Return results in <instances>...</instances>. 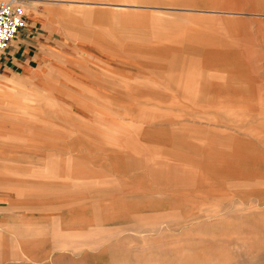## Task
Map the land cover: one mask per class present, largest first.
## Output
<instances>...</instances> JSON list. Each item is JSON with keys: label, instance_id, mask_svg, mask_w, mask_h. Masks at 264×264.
Wrapping results in <instances>:
<instances>
[{"label": "crops", "instance_id": "0c3cea01", "mask_svg": "<svg viewBox=\"0 0 264 264\" xmlns=\"http://www.w3.org/2000/svg\"><path fill=\"white\" fill-rule=\"evenodd\" d=\"M22 1L27 8L24 25L0 51V75L41 83L38 80L51 78L54 70L61 69L70 77L68 59L64 55L73 49L82 51L78 46L95 45V36L90 42L80 31L86 33V27L73 29L65 22L71 18L56 11L50 2ZM226 4L230 8L227 14L231 30L218 24L210 26L209 22L201 24L199 29H179V25L172 22L167 36L173 39L171 43H179L183 51L185 46L205 45L216 47L212 50L221 54L228 43L236 45L237 62L245 60V63H236L233 69V76L238 79L236 87L224 89L232 93L196 96L194 83L182 81L181 84L180 80L175 89L183 96L146 98L222 101V108H217L216 113L223 123L208 125L200 120V124L185 127L186 130L148 125L141 129L152 139L128 137L120 142L104 141L102 157L95 163L84 156L76 159L64 152L52 157L53 152L39 147L33 153L38 164L18 169L14 167L13 155H0V189L7 186L12 193L7 194L9 203L0 206V210L14 209L18 214L23 213L20 222L11 229L10 242L0 236L3 240L0 264H144L145 259H155L152 252L146 251L152 239H167L174 245L185 232L190 234V239H199L197 246L204 255L213 252L202 259L206 264L215 260L218 264H249L258 255L264 259V97L252 95H264V0H227ZM221 5L225 4L221 2ZM143 20H152V25L157 23L153 19L137 20L136 25L150 30L147 35H131L124 30L116 37L117 34H111L109 21L106 29L101 28L102 40L96 41L110 48L129 44V37H134L135 45L142 51L144 40L149 42L152 32ZM80 34L83 38L78 37ZM192 35L205 36L206 40L193 46L189 42ZM180 36L183 39L180 40ZM120 37H125V41ZM118 50L123 52L124 49ZM209 59H214L212 54ZM198 76H201L200 71ZM198 76L190 82H196ZM216 85L210 86L212 92L217 93L218 87L224 88L222 84ZM131 90H136L137 94H155L150 89H145L146 92H142V88ZM186 92L188 94L184 95ZM237 101L251 103L239 105L234 103ZM158 127V132L164 136L155 133ZM177 132L191 133L187 142L199 146V149L187 150L183 160L177 158L183 153L176 149ZM165 136L167 142L163 139ZM5 138L2 136L0 141ZM211 144L216 146L215 155L222 159L230 157L217 162L220 166L215 168V180L222 183L193 189V180L206 179V176H196L202 166L197 159L208 156L207 148ZM46 154L51 157L49 163L45 160ZM186 157L189 159L184 163ZM224 164L231 165L227 167L229 174L225 173ZM3 196L0 194V199ZM2 215L0 217L4 218ZM10 223V220L0 221V227L5 228ZM129 250L135 251L129 253Z\"/></svg>", "mask_w": 264, "mask_h": 264}, {"label": "rangeland", "instance_id": "374dc122", "mask_svg": "<svg viewBox=\"0 0 264 264\" xmlns=\"http://www.w3.org/2000/svg\"><path fill=\"white\" fill-rule=\"evenodd\" d=\"M37 1L39 0H29V3L35 4ZM43 1L50 2L56 11L71 18L65 22H69L73 29L86 27V33L84 30L80 31L90 42L94 39L92 36H95L96 40H102L101 28L106 29L109 21L111 34H117L116 37L124 30L131 35H147L150 30L147 31L145 27L136 25L139 18L153 19L157 24L152 25V20H143L146 27L152 30L150 35L153 37H149V42L144 40L142 51L140 46L135 45L134 37H129V44L117 47L111 45L110 48H104L101 41L94 40L95 45L91 47L78 46L82 51L73 49L64 55V58L68 59L67 68L70 77H67L61 69L54 70L51 78L38 80L41 83L23 80L18 76L0 75V138L4 135L6 137L0 141V155H13L15 168L29 169L30 166L38 164L33 153L39 147L53 152L52 157L64 152V155L73 156L76 159L84 156L95 163L102 157L104 141L120 142L129 139L128 137L152 139L150 134L141 129L148 125L171 126L186 130L185 127L191 128L194 124H200V120L208 125L223 123L219 122L216 113L217 108H222V101L147 100L146 98L155 95L157 97L183 96L179 93L181 91L175 89L180 80L181 84L182 81L185 84L194 83L193 85L197 87V92L194 93L196 96L232 93L224 89L227 86L236 87L235 83L238 79L235 74L233 76V69L237 64L245 63V60L240 61L243 63L237 62L239 58L236 45L228 43V46L223 48L224 53L221 54L218 50H212L216 47L205 45L195 48L185 46L186 50L183 51L179 43H171L173 39L167 36L170 34L168 30H171L172 22L179 25V29L188 27L199 29L201 24L209 22L210 26L218 24L223 29L231 30L230 16L227 14L230 8L226 6L227 0ZM221 2L225 5H221ZM23 6L27 12L25 5ZM200 31L202 33L203 29ZM193 35L189 39L193 46H198L206 40L205 36L194 37ZM78 37L83 38L81 34ZM182 37L180 36V40L183 39ZM120 39L125 41V37ZM168 40L170 42H167ZM118 48H123V52H120ZM153 49L161 51L153 52ZM211 54L214 59L210 60ZM199 71L201 76H198ZM195 75L199 79L196 82H190ZM125 83L126 87H124ZM212 84H217L216 86L222 84L224 88L218 87L217 93L212 92L210 88ZM132 88H142L144 89L142 92L150 89L155 94H137L136 90H131ZM201 88L209 89L203 91ZM187 94V92L184 93V95ZM252 95L264 97L263 94ZM137 96L144 99H134ZM231 103L225 102L227 105ZM234 103L249 105L251 102ZM119 129L135 130V132L127 133ZM3 130H7L4 135ZM159 130L160 127L155 133L158 134ZM159 134L164 136L162 133ZM9 135L10 139L7 138ZM190 135L189 132L176 134L174 139L176 149L183 152L177 155L179 160L184 159L185 152L188 153L187 150L199 149L197 144L187 142ZM12 138L16 139V142ZM163 139L167 142L166 136ZM207 150L206 158L197 159L200 162L198 164L202 166H199V171L196 172L197 177L206 176V181L193 180L191 183L193 189L205 188V185L212 187L222 183L215 180V168L220 166L217 162L225 161L230 157L222 159L220 155H215V144L209 145ZM50 159L51 157L46 154L47 163ZM188 159L189 157H186L184 163ZM223 166L225 173L229 174L227 167L231 165ZM4 181L7 182V179ZM4 187L0 189V194L4 193L3 198L0 199L2 203L0 206L8 204L7 194H12L9 193L7 186ZM2 213L4 218L0 217V221L10 220L11 223L8 226L5 225V228L0 227V236L4 241L10 242L11 229L20 222L19 217L23 213L18 214L14 209L2 210L0 215ZM2 239L0 242H3ZM133 251L129 250V253ZM249 264H264V259L258 255Z\"/></svg>", "mask_w": 264, "mask_h": 264}, {"label": "bare ground", "instance_id": "6f19581e", "mask_svg": "<svg viewBox=\"0 0 264 264\" xmlns=\"http://www.w3.org/2000/svg\"><path fill=\"white\" fill-rule=\"evenodd\" d=\"M11 184H12V182H11ZM218 200H220V199H218ZM216 218H217V215H216ZM157 232H159V231H157ZM183 236L184 237H182V239H177L175 241L174 245L169 244L167 242V239L154 240V241H151L150 243H148V245L146 247L147 248L146 251L152 252L154 254L155 259L152 261L145 259L146 261L144 262V264H206V260H202V259L204 258V256H209L213 252L208 251L207 253H209V254L204 255L205 254L204 251L201 252L199 250V246H197L199 239H190V234L188 232H185V234ZM1 253H2V251H1ZM174 258H176V259H174ZM179 258H181V259L178 261ZM216 261L217 260L209 262V264H218Z\"/></svg>", "mask_w": 264, "mask_h": 264}, {"label": "built area", "instance_id": "2783aa9c", "mask_svg": "<svg viewBox=\"0 0 264 264\" xmlns=\"http://www.w3.org/2000/svg\"><path fill=\"white\" fill-rule=\"evenodd\" d=\"M22 0H0V51L4 50L17 30L24 25Z\"/></svg>", "mask_w": 264, "mask_h": 264}]
</instances>
